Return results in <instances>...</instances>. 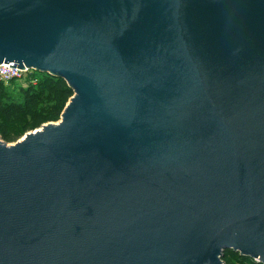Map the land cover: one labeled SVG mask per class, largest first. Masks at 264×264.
I'll use <instances>...</instances> for the list:
<instances>
[{
    "label": "water",
    "instance_id": "95a60500",
    "mask_svg": "<svg viewBox=\"0 0 264 264\" xmlns=\"http://www.w3.org/2000/svg\"><path fill=\"white\" fill-rule=\"evenodd\" d=\"M66 81L0 137V264H264V0H0V66Z\"/></svg>",
    "mask_w": 264,
    "mask_h": 264
},
{
    "label": "trees",
    "instance_id": "16d2710c",
    "mask_svg": "<svg viewBox=\"0 0 264 264\" xmlns=\"http://www.w3.org/2000/svg\"><path fill=\"white\" fill-rule=\"evenodd\" d=\"M36 84L23 86L18 79L8 85L0 81V137L7 143L17 142L43 124L61 119L73 90L65 80L34 71ZM226 264H261L232 250L225 251Z\"/></svg>",
    "mask_w": 264,
    "mask_h": 264
},
{
    "label": "built area",
    "instance_id": "2783aa9c",
    "mask_svg": "<svg viewBox=\"0 0 264 264\" xmlns=\"http://www.w3.org/2000/svg\"><path fill=\"white\" fill-rule=\"evenodd\" d=\"M33 73L34 70L27 67L20 69L14 64H2L0 66V81L8 84L13 79H26V86L29 84H36L37 79L32 77Z\"/></svg>",
    "mask_w": 264,
    "mask_h": 264
},
{
    "label": "rangeland",
    "instance_id": "374dc122",
    "mask_svg": "<svg viewBox=\"0 0 264 264\" xmlns=\"http://www.w3.org/2000/svg\"><path fill=\"white\" fill-rule=\"evenodd\" d=\"M19 80V82H20V84H22L23 86H26V79H18ZM9 84V83H8ZM8 84H6V85H8ZM28 86V85H27ZM22 139V138H21ZM20 139V140H21ZM19 141V140H18ZM14 143H16V142H13V143H9V144H14Z\"/></svg>",
    "mask_w": 264,
    "mask_h": 264
}]
</instances>
